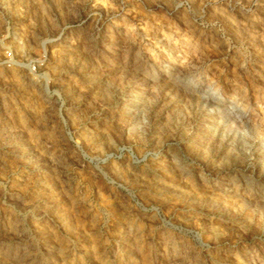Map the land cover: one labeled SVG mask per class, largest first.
Listing matches in <instances>:
<instances>
[{
	"label": "rangeland",
	"instance_id": "374dc122",
	"mask_svg": "<svg viewBox=\"0 0 264 264\" xmlns=\"http://www.w3.org/2000/svg\"><path fill=\"white\" fill-rule=\"evenodd\" d=\"M0 264H264V0H0Z\"/></svg>",
	"mask_w": 264,
	"mask_h": 264
}]
</instances>
